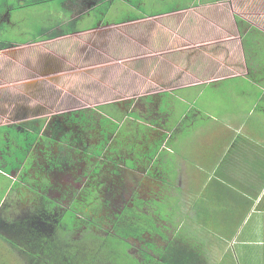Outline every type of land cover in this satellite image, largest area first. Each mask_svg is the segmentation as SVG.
I'll list each match as a JSON object with an SVG mask.
<instances>
[{
  "label": "crops",
  "instance_id": "1",
  "mask_svg": "<svg viewBox=\"0 0 264 264\" xmlns=\"http://www.w3.org/2000/svg\"><path fill=\"white\" fill-rule=\"evenodd\" d=\"M107 1L114 0H94L87 3L89 6L85 9L93 4L92 10L100 2ZM71 19L76 17L63 23ZM80 21L78 18V27L82 28ZM100 22V28L123 27L121 36L117 37L119 46L106 49L99 45L98 50L107 57L93 56L91 59L92 56H87L85 63L86 69L107 73L97 79L100 84L96 83V90H90V93L92 96L98 94L99 103L109 106L111 112L122 115L127 108L124 109L121 103L131 99L138 104L136 110L144 115L151 107L152 111L158 110L163 100L173 103L177 98L187 102V92L195 93L196 88L204 84L223 86L234 92L230 88L234 87L236 78L264 90V79L255 80L256 77L251 75L257 54L264 52V42H260L264 40V0H184L172 10ZM59 23L61 26L62 21L53 28L59 30ZM11 45L14 46L12 42ZM254 49L257 50L253 52ZM55 55L60 56L58 52ZM55 55L40 58L37 64L28 63V73L35 75L23 77L20 82L37 88L45 77L53 76V80L58 81L63 73L60 71L62 61ZM125 68L127 73L123 74ZM3 70L6 77L12 72L10 68ZM110 72L111 76H108ZM91 78L96 79L94 75ZM7 79L3 80L5 87ZM42 87L40 97L44 101ZM12 88L15 87H10V92H13ZM44 102L37 108L20 109L33 116L41 110L47 111ZM245 121L242 115L233 120L232 126L236 129L229 132L228 141L221 142L217 128V141L202 145L200 151L187 155L188 159L196 158L195 165L187 167V161L180 160L177 187L181 189L185 184L188 192L184 214L189 216L190 213L191 228L206 230L202 233L203 238H196L192 233L185 235L192 244L183 242L203 262L207 253L210 264H264V131ZM238 132L242 135L238 136ZM174 133L167 131L168 142ZM206 183H212L211 189L205 190ZM194 213L201 219L197 228L194 227ZM28 258L23 257L26 264H44L45 261L39 256Z\"/></svg>",
  "mask_w": 264,
  "mask_h": 264
},
{
  "label": "rangeland",
  "instance_id": "2",
  "mask_svg": "<svg viewBox=\"0 0 264 264\" xmlns=\"http://www.w3.org/2000/svg\"><path fill=\"white\" fill-rule=\"evenodd\" d=\"M4 1L9 5L8 9L10 11V6L14 9L8 12L4 20L0 19V41L12 42L14 46H9V48L0 50V111L8 110L11 111L10 113L16 114V111H20V108H28L29 106L37 108L39 104L45 101L44 104H46L48 109L44 112L69 110L73 107H84L86 110L88 109L86 106L91 105L93 109H96L92 111L93 113L102 110L110 114L109 111H106L107 108H103L106 107V104L101 105L99 103V95L95 94L92 96L90 93V90H96V83L100 84L97 79H100V77L104 75L107 76V73L99 74L98 70L86 69L85 63L86 60H88L87 56L89 58L92 56L91 59L93 56H99V58L107 57L106 53H102L98 50L100 47L99 45H104L106 49H109L110 46H119L120 42H117V37L121 36L123 27L117 26L118 28H108L109 30L105 29V27L100 28V26H102L100 21L105 22L110 19L119 20L121 18H127L128 15L140 16L142 14L153 13L154 11L172 10L177 8L180 3L183 4L184 0H114L111 3L109 1L100 2V4L92 10L91 6H93V4L86 10L85 8L89 6L88 4L84 7L74 0H65V2H62L63 0H48L39 4H28L27 6H25L27 2L31 3L33 0ZM2 2L3 0H0V10L1 8H5ZM20 5L22 7H17ZM82 10L86 11L79 14ZM84 13L86 14L82 18ZM72 17H76V20H78V18L82 20L79 24L82 28L78 31L59 35V37L49 40L46 39V37L39 38L44 28L53 29V25L57 24L59 20L63 23ZM90 24L95 26L88 29L86 26L89 27ZM95 27L96 29H94ZM25 42L29 43L21 44ZM260 42L263 43L264 40L261 39ZM85 47L88 48L86 52ZM93 51L96 52L93 54ZM57 52L60 56L55 55ZM47 55H55L57 59L62 61L60 71L63 73L60 74L59 80L56 81V78L53 80V76L45 77L41 80V85L37 88L27 87L26 83L20 82L22 81L20 79L23 77L27 78L28 75H35L28 73V63L29 65H31L30 62L37 64L38 59H42ZM8 68H10L12 72L6 77L3 69L6 70ZM32 68L37 67L33 66ZM251 72V75L256 77L255 80L260 81L264 79V52L257 54V63L254 66L252 65ZM125 73H127L126 68L123 70V74ZM92 75H94L96 79H92ZM109 75L111 76V72L108 76ZM4 78L9 79H7L6 87L3 85ZM13 82H16V84ZM11 83L12 86H10ZM233 83L234 87L231 86L230 89H234L235 93L233 91H227L223 86L204 84L196 88L197 91L195 93L187 92V102L180 101L177 98L174 99L175 102L173 103L163 100L160 108H158L160 111H152L150 110L152 109L151 107L149 108L150 112L144 115L129 112L128 110L124 111L123 116H128L125 119L127 124H120V132L117 133L122 134L119 136L121 138H124L126 135H134L136 139L142 141L143 139H147L148 131L158 130V127H161L163 132L158 141V143H160L165 139V136H168V134H166L167 131H171L172 133L175 132L166 144L167 148H164L162 153L159 154L155 160V164L159 168L158 171L161 172V177L159 179V181L163 183L161 189L164 187V193L159 192V195L164 196L163 204L156 202L153 207L150 205L149 212L154 210L155 220L147 217V215H141V219L134 225L125 224L121 229L115 228V234L107 235V241L105 242L107 246L102 248L96 247V249H94L95 244H92L88 238L85 239V243H77L78 246H76L77 244H75L73 240L71 242L68 241L69 239L66 235V240L68 239L67 241L69 242L68 244L72 243L74 245H62L61 247L58 245V247L60 249L64 247L67 256L70 253L74 255L75 258L72 259V262L78 264L80 263L79 259L90 254V257H93L90 264H166L163 260L165 259L166 253H170L171 251L161 248L160 245L164 243L175 245L177 242L181 245L182 240L192 244L191 241L189 242L188 239L184 237L191 233L194 234L196 238L199 236L203 238L202 233H205L206 230L191 228L189 224L190 213L189 216L184 214L187 210V207H185L187 200L185 195H187L188 192L186 191L187 187L185 184H182L183 187L181 189L177 187V185L179 186L177 180H179V175L181 173L180 160H186L187 167L195 165L194 161H196V158L192 159L190 157V159H188L187 155L200 151L202 145L217 141L218 136L215 133L217 128H219L220 131L221 142L228 141L229 136H231L229 132H233V129H236L235 126H232L234 125L233 120L239 118L241 115L246 118L245 122L249 123L250 126H259L260 130L264 131L263 88L241 78H236L233 80ZM41 86H43L42 89L45 93L44 101H42L40 97L42 93ZM10 87H15L12 88L13 92L9 91ZM36 100H38L39 103H37ZM169 107L171 110L170 112ZM250 111H252L251 114H249ZM91 114L92 113H90V115ZM115 115L118 117L119 114L115 113ZM87 120H89V118H87ZM111 120L113 121H111V131L116 129L119 130L116 128V123L113 118ZM116 120L120 121V123L123 122L119 118ZM5 121H7V117L0 116V123ZM105 121L104 119L103 123H105ZM7 128L6 126H0V168L3 169L2 172L0 171V199L6 194L7 190H9L8 197L10 198L11 195L13 196L14 187L16 186L15 180L10 173V167L3 165L4 160L8 158L7 155H10L11 152L8 151L7 147L10 146L12 150H14L15 147L12 144L13 140L11 138L10 145L2 138L1 134H4ZM254 128H252V130ZM6 131L10 133L11 137H14L12 128L9 127ZM237 135L241 136L242 133L238 132ZM147 142L148 149L151 150L150 154L143 152L144 150L140 151L137 156H141V159H143L145 155L147 157L152 156L154 147L159 146L148 139ZM144 143L146 144V142ZM205 162L211 163L208 161ZM206 168L208 170L210 169L209 166ZM47 182L48 181L44 179L38 185L39 188L33 186L37 188L33 189L46 191V188H48ZM12 187L13 190H11ZM211 187L212 183H206L205 190L211 189ZM207 202H209V200H207ZM68 213L70 216L68 214L66 215V221H64L62 225L66 229H73L75 214L72 212ZM192 216L194 219V227L197 228V222L201 219L200 217L196 218V213L192 214ZM84 224L86 225V221ZM202 226L203 225L200 224V227ZM77 227L78 226H76L75 231ZM142 227H150V233L160 234L164 231L161 238L157 236V239L154 238L156 240V246L152 243L143 246L141 242L139 243V241L127 237V235H132L133 232H135H132V230L136 229V231L139 232L143 230ZM0 228L7 229L4 225H0ZM127 231H129L130 234H127ZM58 233H63L64 235L66 234V230H58ZM97 234H102V231L100 229L97 230ZM138 234L139 233H137V236ZM56 244H61V242ZM102 245H104L103 242L100 243V246ZM23 249L24 246L20 245L17 241H9L3 237V232L1 230L0 264H26L23 257L27 254L31 259H36V254L43 253L41 246L34 249L31 247V250L27 252L22 251ZM142 250L147 254L144 253V255H142ZM149 252H153L152 254L154 257H151L152 255H149ZM56 253L59 254L57 250ZM44 254H48V252H44ZM206 254L207 253L204 255V264H210L207 260L208 255L206 257ZM155 256L164 258L161 260ZM94 259H96V261ZM44 264L54 263L45 262ZM57 264L60 263L58 262ZM63 264H68V261Z\"/></svg>",
  "mask_w": 264,
  "mask_h": 264
},
{
  "label": "flooded vegetation",
  "instance_id": "3",
  "mask_svg": "<svg viewBox=\"0 0 264 264\" xmlns=\"http://www.w3.org/2000/svg\"><path fill=\"white\" fill-rule=\"evenodd\" d=\"M74 1L85 6L94 0ZM9 11L7 7L0 19L4 20ZM121 105L129 112L140 114L136 110L138 104L131 99ZM108 107H105L106 111H109ZM86 108L73 107L57 112L41 110L33 116L22 109L16 114L8 110L0 111V116L7 117V121L1 122L0 126L10 127L14 133V137H11L6 129L1 135L9 145L12 139L15 146L14 150L7 147L11 152L3 165L10 167L16 184L12 197H8L7 190L0 199V225L7 227L0 228V232L2 230L3 237L9 241L14 240L24 246V252L30 251L31 247L41 246L43 253L36 256L43 257L44 263H50V260L54 264L67 261L68 264H76L72 262L74 255L70 253L68 257L64 247L60 249L58 245H74L68 244L72 240L75 244H82L88 238L95 244L94 249L105 247L107 235L115 234V228L121 229L125 224L134 225L141 215L155 220L154 210L149 212L150 205L153 207L154 203L163 204L164 201V196L159 195L164 193V187L161 189L163 183L159 181L161 172L155 164L156 157L167 148L168 143L166 136L158 143L162 128L148 131L147 139L159 146L154 147L152 156L145 155L141 159V156H137L140 151L149 154L151 151L147 139L140 141L134 135L121 138L119 136L122 134H117L120 124H127L125 119L128 115L123 116L122 113L117 117L115 112L111 114L109 111L110 114H107L102 110H97V114L96 111L92 112L96 110L93 106ZM112 118L119 130L111 131ZM117 118L123 122L120 123ZM44 179L48 181L46 191L34 190ZM68 212L75 214L73 229H66L62 225ZM85 221L89 226L84 224ZM99 229L102 234H97ZM142 229L139 232L132 230L135 232L127 237L146 246L148 243L155 245L156 236L161 238L164 233H150V227ZM58 230H66V234H59ZM127 234L130 232L127 231ZM58 242L61 244H56ZM101 242L104 245L100 246ZM160 246L168 250L170 244ZM181 246H186L183 240ZM141 252L142 255L147 254L143 250ZM149 253L154 257L153 252ZM92 258L89 254L79 259L78 264H90ZM158 259L163 260V257L159 256Z\"/></svg>",
  "mask_w": 264,
  "mask_h": 264
},
{
  "label": "trees",
  "instance_id": "4",
  "mask_svg": "<svg viewBox=\"0 0 264 264\" xmlns=\"http://www.w3.org/2000/svg\"><path fill=\"white\" fill-rule=\"evenodd\" d=\"M48 0H33L31 3L27 2L25 6L28 4H34V3H43ZM64 2V0L62 1ZM61 2V3H62ZM3 5L5 8H1L0 10V15L3 13V11L9 6L7 3L3 0ZM17 7H22L17 6ZM10 9H14L12 6H10ZM60 26V23L58 24ZM61 28L59 30H56L55 27L53 29L47 28L41 32L39 35L40 37H48V38H55L58 37L59 35H65L69 34L72 32L78 31L80 28L78 27V20L76 19H71L66 23H61ZM46 31V32H45ZM52 31V32H51ZM11 45V42H1L0 41V49L7 48ZM257 49H254L253 52H255ZM168 249L171 251L170 253L168 252V255H165V259L163 260L166 264H204V262L201 260V258L195 253L191 247L186 246H181L179 244H171ZM164 258V257H163ZM162 261V262H163Z\"/></svg>",
  "mask_w": 264,
  "mask_h": 264
}]
</instances>
